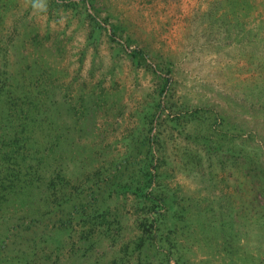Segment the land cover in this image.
<instances>
[{
  "label": "rangeland",
  "instance_id": "rangeland-1",
  "mask_svg": "<svg viewBox=\"0 0 264 264\" xmlns=\"http://www.w3.org/2000/svg\"><path fill=\"white\" fill-rule=\"evenodd\" d=\"M0 81V264H264V0H0Z\"/></svg>",
  "mask_w": 264,
  "mask_h": 264
},
{
  "label": "trees",
  "instance_id": "trees-1",
  "mask_svg": "<svg viewBox=\"0 0 264 264\" xmlns=\"http://www.w3.org/2000/svg\"><path fill=\"white\" fill-rule=\"evenodd\" d=\"M135 53L140 56L144 55L141 49H137ZM6 82L7 81H0V105L3 103V97L6 95L5 94L7 88ZM16 138L13 141L14 145H12V143L9 144V150L4 151V149L0 148V202L6 199L8 192L14 190V188L17 185L16 183H18L21 179V175L27 176L34 169L35 164H32L28 167V169H25L26 166L24 165L21 156V150L18 146L21 142V139L16 140ZM20 159H22L21 162ZM50 183H53V188L52 189L50 188V190L52 191L57 190V183H55L54 180H51ZM56 192L57 191H55V193ZM153 207L158 208L160 207V205L154 203ZM99 213L100 212H98L97 214ZM154 213H159V212H154ZM97 214L95 216H97Z\"/></svg>",
  "mask_w": 264,
  "mask_h": 264
}]
</instances>
